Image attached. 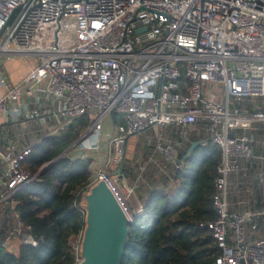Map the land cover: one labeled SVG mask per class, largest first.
<instances>
[{
	"label": "built area",
	"instance_id": "1",
	"mask_svg": "<svg viewBox=\"0 0 264 264\" xmlns=\"http://www.w3.org/2000/svg\"><path fill=\"white\" fill-rule=\"evenodd\" d=\"M2 59L28 70L19 83L0 73V248L17 256L44 242L18 195L51 163L35 176L25 163L77 124L62 159L106 148L89 189L105 183L132 225L150 190L179 184L195 143L218 147L216 219L198 226L219 250L214 264H264V0H0ZM137 137L166 181L140 197L125 166Z\"/></svg>",
	"mask_w": 264,
	"mask_h": 264
},
{
	"label": "trees",
	"instance_id": "2",
	"mask_svg": "<svg viewBox=\"0 0 264 264\" xmlns=\"http://www.w3.org/2000/svg\"><path fill=\"white\" fill-rule=\"evenodd\" d=\"M77 125L62 137H50L34 148L25 163L32 176L52 163L78 138ZM87 127L84 122L81 128ZM221 151L196 147L186 173L179 172V187L148 192L145 212L130 228L122 264H214L219 250L200 222L214 221V182ZM91 162L61 159L39 180L18 195L22 219L44 236L39 247L23 246L18 255L0 248V264H77L71 240L83 236L86 214L82 198L91 185ZM41 211H47L40 216Z\"/></svg>",
	"mask_w": 264,
	"mask_h": 264
},
{
	"label": "water",
	"instance_id": "3",
	"mask_svg": "<svg viewBox=\"0 0 264 264\" xmlns=\"http://www.w3.org/2000/svg\"><path fill=\"white\" fill-rule=\"evenodd\" d=\"M145 30H139V33ZM196 147L198 143L191 150ZM62 157L63 153L40 175H44ZM89 190L83 196L86 226L81 243V260L77 264H122L132 224L105 183L99 182Z\"/></svg>",
	"mask_w": 264,
	"mask_h": 264
},
{
	"label": "rangeland",
	"instance_id": "4",
	"mask_svg": "<svg viewBox=\"0 0 264 264\" xmlns=\"http://www.w3.org/2000/svg\"><path fill=\"white\" fill-rule=\"evenodd\" d=\"M27 70H28L27 63L21 59L15 60L13 62H6L5 59H2L0 61V73L5 71L8 75L12 76L14 79L16 78L18 80V82L22 81ZM21 87H22V91L24 92L26 90V88L28 87V84L23 83ZM112 118L115 121V123H120L122 121V117L120 115H117V114L113 115ZM152 134H154V131L152 132ZM146 142H147L146 137L141 138V139H139L138 137L132 138L129 141V144L127 147L126 159H125V166L129 168L131 175H132L131 179L134 182L136 181L135 183L138 184L139 197L142 194L146 193L147 187L159 182V180L162 179V183L166 182L164 179L165 175L161 176L160 174H158L156 172L155 169H152L151 167H149L148 164H144L146 161H148L152 157V154H153V152L151 150L152 149L151 146L147 145ZM106 151H107L106 148H104L99 155H96L95 157L92 156V158L94 157L95 161H94V166L92 167L91 170H93V171L98 170V169H100L106 165L107 159H108V155H107L108 152H106ZM112 151L114 152L113 146H112ZM157 158L159 160L161 159L160 154H157ZM83 160L89 161V159H83ZM128 164H130V165H128ZM142 166L143 167L148 166V168H149L148 171L140 172ZM139 168H140V170H139ZM140 176H141V178H140ZM178 187H179V185L176 184L175 186H172V187L166 189L165 191L167 193H172ZM84 195H86V193ZM81 206L83 208H85V206H86L85 199H83V198H82ZM132 208L134 210H137L136 203H133ZM78 240H80V239L73 238L71 240V243H70L71 246L76 247Z\"/></svg>",
	"mask_w": 264,
	"mask_h": 264
},
{
	"label": "crops",
	"instance_id": "5",
	"mask_svg": "<svg viewBox=\"0 0 264 264\" xmlns=\"http://www.w3.org/2000/svg\"><path fill=\"white\" fill-rule=\"evenodd\" d=\"M4 72H5V71H4ZM11 78L13 79L14 83H19L18 80H17L16 78L14 79L12 76H11ZM75 125H77V124H75ZM77 126H78V125H77ZM109 128H110V127H109L108 125H106V130H105V131H106V132H110V131H109V130H110ZM79 130H80V129H79ZM81 133H82V130L79 131V137H80V134H81ZM104 143H105V140H104ZM101 152H102V150L99 151V153H89V154L86 155L87 158L89 157V161H90V162L92 161V162H91V164H92L91 169H92V167L94 166V161H95V160H94V157H95L96 155H99ZM92 156H94V157L92 158ZM95 171H96V170H94V171L92 170V172H95ZM164 188H165V187H164ZM164 190H165V189H164Z\"/></svg>",
	"mask_w": 264,
	"mask_h": 264
}]
</instances>
